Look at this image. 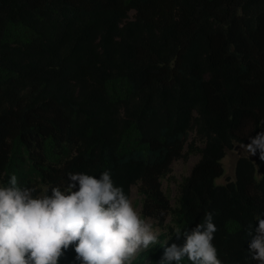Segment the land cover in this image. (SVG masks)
I'll return each mask as SVG.
<instances>
[{"label": "trees", "instance_id": "1", "mask_svg": "<svg viewBox=\"0 0 264 264\" xmlns=\"http://www.w3.org/2000/svg\"><path fill=\"white\" fill-rule=\"evenodd\" d=\"M263 126L264 0H0V186L15 174L50 195L106 170L128 198L138 185L172 237L131 264H159L207 212L223 264H258L247 232L264 218V161L240 156L234 180H214ZM190 153L172 206L161 178ZM74 248L58 264H80Z\"/></svg>", "mask_w": 264, "mask_h": 264}, {"label": "clouds", "instance_id": "2", "mask_svg": "<svg viewBox=\"0 0 264 264\" xmlns=\"http://www.w3.org/2000/svg\"><path fill=\"white\" fill-rule=\"evenodd\" d=\"M248 139L245 150L264 161V131ZM68 178L65 190L53 187L50 195L34 196L36 189L20 186L15 174L0 186V264H58L70 245L80 264H131L141 248L158 243L153 224L114 184L110 171L99 179L83 173ZM213 215L205 213L190 231L176 229V238L182 235L185 242L164 247L159 264H181L185 258L190 264H223L212 243L218 230ZM257 222L247 232L248 252L264 264V218Z\"/></svg>", "mask_w": 264, "mask_h": 264}, {"label": "rangeland", "instance_id": "3", "mask_svg": "<svg viewBox=\"0 0 264 264\" xmlns=\"http://www.w3.org/2000/svg\"><path fill=\"white\" fill-rule=\"evenodd\" d=\"M133 14H134V10H130L129 17L131 18ZM261 131H264V126L261 128ZM194 137H195V130L193 129L189 134L187 142L191 141ZM197 144L199 146L203 145L200 141H198ZM244 145L246 144L234 143L231 149L226 150L225 156L221 160L223 166V174L215 178L214 180L215 184H225L227 180L235 179V164L238 157L240 156H247L250 158L254 157L251 156L245 150ZM198 159H199L198 153H190L185 158L179 157L174 159L170 165V171L161 178V188L165 196L168 198L170 205L176 206L177 198L179 195L178 186L180 182L183 180V178L190 173L193 164L196 163ZM45 191L46 188L43 186L40 192H38V195L44 194ZM129 199L131 200L133 207L138 211V213H140L141 217L148 218L149 222L153 224V229L157 233L158 239H160L159 236L164 233L166 234L164 241L169 242L171 240V238L169 239V237H172L169 235L170 232L168 227L171 224L170 216H168L165 219V221L162 223L154 217L144 216L142 213L143 197L138 190V185L131 186ZM141 250H143V248H141L139 251Z\"/></svg>", "mask_w": 264, "mask_h": 264}]
</instances>
